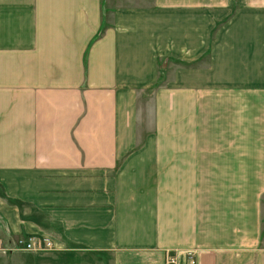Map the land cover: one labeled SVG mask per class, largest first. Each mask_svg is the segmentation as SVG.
<instances>
[{
  "label": "crops",
  "instance_id": "obj_1",
  "mask_svg": "<svg viewBox=\"0 0 264 264\" xmlns=\"http://www.w3.org/2000/svg\"><path fill=\"white\" fill-rule=\"evenodd\" d=\"M186 249L264 264V0H0V264Z\"/></svg>",
  "mask_w": 264,
  "mask_h": 264
},
{
  "label": "built area",
  "instance_id": "obj_2",
  "mask_svg": "<svg viewBox=\"0 0 264 264\" xmlns=\"http://www.w3.org/2000/svg\"><path fill=\"white\" fill-rule=\"evenodd\" d=\"M26 250H49L53 242L47 238H29L27 241H20ZM195 252L193 249L182 251L168 250L165 253L163 264H195Z\"/></svg>",
  "mask_w": 264,
  "mask_h": 264
},
{
  "label": "rangeland",
  "instance_id": "obj_3",
  "mask_svg": "<svg viewBox=\"0 0 264 264\" xmlns=\"http://www.w3.org/2000/svg\"><path fill=\"white\" fill-rule=\"evenodd\" d=\"M105 1L106 0H104V2ZM108 1H109V4L111 6H117V4L119 2V0H107V5H108ZM123 1L126 2L127 4H131V5L146 4L147 2H149V0H123ZM28 239H24V241H27ZM28 251H31V250H28Z\"/></svg>",
  "mask_w": 264,
  "mask_h": 264
}]
</instances>
